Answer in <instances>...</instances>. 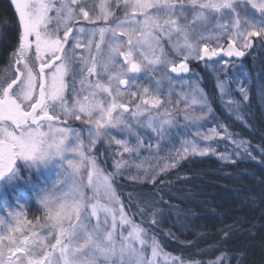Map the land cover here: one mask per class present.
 I'll return each mask as SVG.
<instances>
[{"label":"snow or ice","instance_id":"snow-or-ice-1","mask_svg":"<svg viewBox=\"0 0 264 264\" xmlns=\"http://www.w3.org/2000/svg\"><path fill=\"white\" fill-rule=\"evenodd\" d=\"M10 4L16 37L0 79V196L28 173L29 201L34 197L40 215L28 219L24 204L14 209L5 200L0 206V264H161V257L163 264H224L223 252L207 262L165 252L158 231L163 196L129 193L125 202L114 185L135 160L141 161L134 166L143 175L138 171L127 178L152 188L191 157L237 163L233 156L239 157V151L213 147L221 140L256 159L249 142L237 140L217 120L212 107L216 92L210 96L199 79L183 74L194 75L193 60L206 66L211 62L225 77L216 76L220 103L243 120L254 82H240L233 92L228 69L258 43L264 48V0ZM9 23L0 21V27ZM165 80L169 93L162 99ZM177 81L190 89L177 94L183 109L180 100L175 108L167 107ZM257 87L264 100V78ZM209 122L212 126L201 131ZM192 126L196 131L189 139ZM178 136L184 137L179 147ZM141 153L148 156L141 158ZM149 159L156 163L145 169ZM33 172L54 173L55 178L41 187L31 182ZM234 231L240 230L221 229L219 243L226 245ZM164 235L182 246L193 243L180 241L170 230ZM247 235L253 236L252 231ZM231 259L240 264L245 255L241 251Z\"/></svg>","mask_w":264,"mask_h":264},{"label":"trees","instance_id":"trees-1","mask_svg":"<svg viewBox=\"0 0 264 264\" xmlns=\"http://www.w3.org/2000/svg\"><path fill=\"white\" fill-rule=\"evenodd\" d=\"M4 20L10 23L6 28L0 27V79L5 74L16 37L14 8L10 0H0V21ZM255 49L250 52L254 62L250 61V56L241 63L235 62L249 72L254 82L243 113L245 125L215 109L223 123L256 150L258 161L224 164L212 156L191 157L172 169L163 177V184L157 182L155 188L125 177L116 179L114 187L125 202L129 193L135 196L151 191L157 199L163 196L166 202L164 220L158 231L162 248L167 253L207 262L223 252L226 256L224 264H238L231 257L243 251L245 260L240 264H264V183H261L264 180V164L261 163L264 157L261 152V146H264V100L257 87L264 78V48L257 46ZM192 71L200 76L204 90L211 96L215 88L207 69L196 63L192 65ZM111 170L109 160L108 171ZM30 212L36 216L33 209ZM228 226L240 231H234L233 238L224 245L219 243L222 239L220 230ZM169 230L180 241L193 243L182 246L169 239L164 235ZM248 230L253 236L247 235ZM217 247L219 250H213Z\"/></svg>","mask_w":264,"mask_h":264},{"label":"rangeland","instance_id":"rangeland-1","mask_svg":"<svg viewBox=\"0 0 264 264\" xmlns=\"http://www.w3.org/2000/svg\"><path fill=\"white\" fill-rule=\"evenodd\" d=\"M120 15H123V13L121 12ZM209 27L211 28L212 25H209ZM214 43H215V41H213V44ZM257 46L260 47L259 43L256 45V47ZM255 48H253L252 49L253 51L252 50L251 51L255 52L256 51ZM250 52H249L250 61L254 62V60H255L254 55H252V54L250 55ZM196 63L202 65L204 68L207 69V71H208V73L210 75L209 77H210V79L212 81V84H213V86L215 88L216 76L218 74H220V73H218L217 71H214V68H213V65H212L211 62H209L208 65L206 66L204 62L193 60L190 65H193V64H196ZM219 67H220V65H216L215 66L216 69H219ZM192 73L194 75L191 76V77L188 76V77H186V79H189V80H191V79H199L200 86L203 88V86H202L203 85V81H201L200 76L198 74H195L193 71H192ZM220 75H221V78H225V77L222 76V74H220ZM227 79L231 81V83L229 84V87H230V89L233 92L236 91V86H237L238 83L243 82L245 85H247L250 81H253L251 79L250 75H249V72L247 70H245L242 66H240L239 64H236V63H235V67H230L228 69ZM161 88H162V92H161L162 99H167L168 98V93H169V84H168V82L166 80L162 83ZM189 91H190V89H189L188 84H181L179 81H177L175 83L174 87L172 88V94H171V101L172 102H171V104H168L167 107L175 108L177 106V101L180 100V103H179L178 106H179L180 109H183L184 108V102L181 99V97H179L177 94L181 93V92H189ZM215 92H216L217 99L212 104V107L214 106L213 109H214L215 116H216L217 120L220 123L224 124L223 121L221 120V118L217 115L215 108H218L220 110V113H222L223 115H226L227 117H229L232 120L238 122L239 124H244L245 125L244 120H238L235 115L230 114L227 111V109H225L223 107V105L220 103V101L218 99V95H219L218 94V90L215 89ZM236 95L239 96V93L237 92ZM247 105H248V102H246L244 107H243V110H242V113H241L242 116H243V113L245 112V108H246ZM193 112L196 115L199 114L198 106H193ZM179 123L181 125H184L185 123H187V122H185L183 120V115L182 114L179 117ZM200 123H203V122H200ZM209 126H212L211 122H209L207 125H205V127L201 128L200 130L201 131H206L207 127H209ZM228 129L230 130V132L232 134L235 135V138L237 140H243V139L239 138V135L236 134V132L233 131L231 128L228 127ZM180 131L184 132V131H186V129L181 127ZM187 131H188V138L190 139V138H192L191 133L196 131V127L192 126L190 129H187ZM183 138H184L183 136H178L177 137V141H176V146L177 147H179V142ZM213 147L217 148L219 152L233 153L234 151H239V153H240L239 157L233 156V159H236L237 161H255V162L258 161L255 149H251L250 148V150L252 151V154L256 157L255 160H252V159H250L248 157L247 153L243 152L242 150H237L236 146L233 143H231L230 140H221L218 143H214ZM161 155H163V153H161ZM145 156H148V153H141V158H143ZM197 157H199V156H197ZM212 157L217 158L216 156H212ZM219 161L221 163H224V164L230 163V162H224V161H221V160H219ZM140 162H141L140 160L131 161L130 162V170L126 169L125 172H124L123 177L127 178L129 175H136L138 173V171H139V174L142 176L143 175V171L142 170H138L134 166L135 164L140 163ZM155 163H156V161L154 159H149V160L144 161L143 167L145 169H148V168H150V166H154ZM24 176H25V180L29 179V174L28 173H25ZM54 178H55V174L54 173L49 174L47 172H42L40 174H37V173L33 172L31 174L30 180H31V182L33 184H39L41 187H43L46 182L50 183L51 179H54ZM25 180L18 181L16 186L7 188L5 190L4 195L0 196V206H5V200H6V204L7 205H11L14 209L18 208L19 204H24L25 205L24 211L27 212V214H28L27 218L28 219H34L35 215L33 213L31 214L30 211L33 209L35 214H36V216L40 215V213L37 211V207L38 206L36 205V201H35L34 197L29 201V197H32V191H31L30 187L28 186V184L25 183ZM4 215L6 216V213H4ZM148 254L150 255V249L148 250ZM161 264H163V257H161Z\"/></svg>","mask_w":264,"mask_h":264},{"label":"water","instance_id":"water-1","mask_svg":"<svg viewBox=\"0 0 264 264\" xmlns=\"http://www.w3.org/2000/svg\"><path fill=\"white\" fill-rule=\"evenodd\" d=\"M246 58H247V55L245 57L235 59V62H243L246 60ZM225 59H227V58H225ZM173 75H175V74H173ZM183 75L185 76V78L189 76V74H183Z\"/></svg>","mask_w":264,"mask_h":264},{"label":"flooded vegetation","instance_id":"flooded-vegetation-1","mask_svg":"<svg viewBox=\"0 0 264 264\" xmlns=\"http://www.w3.org/2000/svg\"><path fill=\"white\" fill-rule=\"evenodd\" d=\"M247 56H249V53L247 54ZM216 59V58H215ZM190 68L192 69V65H190Z\"/></svg>","mask_w":264,"mask_h":264}]
</instances>
